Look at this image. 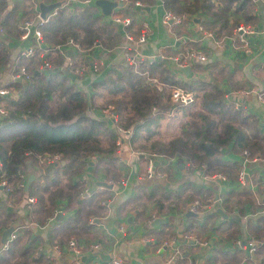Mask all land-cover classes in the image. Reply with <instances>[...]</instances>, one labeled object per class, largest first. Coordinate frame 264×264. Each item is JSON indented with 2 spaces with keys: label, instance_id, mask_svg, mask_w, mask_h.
I'll use <instances>...</instances> for the list:
<instances>
[{
  "label": "crops",
  "instance_id": "1",
  "mask_svg": "<svg viewBox=\"0 0 264 264\" xmlns=\"http://www.w3.org/2000/svg\"><path fill=\"white\" fill-rule=\"evenodd\" d=\"M4 1L6 8L3 11L0 10L1 27L4 19L3 14L12 7L13 3L15 8L18 7L25 11L29 7L27 4L20 3L22 0ZM37 1L30 0L32 14L29 17L25 13L21 14V11L12 16L10 33L16 32L17 34V24L21 21H27L31 29H37L42 23L39 22V19H44L39 17ZM57 1L61 4L67 0H52L48 3ZM252 1L255 3L252 21L257 30L255 34L246 37L247 46L245 47H240L238 43H232L229 39L233 32L231 23L233 21L235 23L238 18L242 19L239 13H233L231 10L228 12L226 27L219 35L214 34L215 37H209L203 34L206 29H201L198 25L201 21H207L200 14L179 24L167 26L161 21L164 10L156 1L140 4L137 10L121 3V5L112 8L111 13L107 16L102 15L98 7H93L91 1L88 8L94 14L102 15L103 22L114 26V29L118 31V42L113 47H108L97 41L86 49L82 48L83 51L77 54L71 51L67 53L66 51L69 49H66L65 56L72 58L78 65H91V60L94 62L96 59L100 63L97 73L78 76L75 77V80L69 79V82L87 96L90 92L89 84L91 82L99 80L107 74L110 75V70L115 65H126L124 62L125 52H129L134 60L141 57L159 60L158 54L170 55L178 50L180 46L176 36H182L187 40L188 46L203 50L206 61L196 62L194 71L190 69L186 75L175 72L176 79L188 83L192 80L191 78L197 75L201 79L212 80L213 83L219 84L224 89L225 99L251 118V124L246 127L248 128L247 132L256 130L262 134L264 132V104L257 100L256 94L264 90V6L260 2ZM73 4L85 5L80 1L71 0L65 6L70 7ZM82 7L84 6H80V8ZM143 7H147L148 11H144ZM233 8L234 6H232ZM113 14L129 16L131 23L126 27L115 24L111 18ZM195 18L198 20L196 21ZM142 20L147 21L149 25V33L145 42L126 49L129 44L126 35L135 37L139 33ZM3 35L0 40L9 49V63L16 65L19 57L18 52L23 47L30 45L31 39L20 40L19 37L9 34L3 33ZM40 43L41 46H52H48L44 42ZM50 52L58 56L61 64L59 62L56 65L53 63V65L60 68L65 60L64 56L55 49ZM163 61L166 67L171 64L169 61ZM9 63L0 67L1 87H7L6 85L10 82L20 83L10 79ZM19 64L24 65L23 63ZM2 104L6 107L7 113L0 117V120H8L10 110L5 102ZM90 105L86 108L85 114L93 119L106 121L113 131L111 121L105 113L106 109L101 107L96 99L90 102ZM124 141L126 142L127 139ZM136 153L129 145L125 146L122 141L121 146L115 148L113 163H108L104 157L95 153L90 154L94 156L91 160H88L90 155L82 158L80 170L72 177L73 183L77 184L75 198L84 200L91 195L92 190V194H96L95 197H98V202L96 207L90 208L91 213L85 216L80 215L81 220L84 221L82 228H75L66 237L67 240L74 238L81 244V254L77 264H101L114 257L120 259L122 264H224L221 251L231 255L237 253L236 264H259L256 250L264 245V237L255 239L252 236L253 226L250 230V224L254 225L255 217L259 215V212L264 211V207H262L264 204L262 191L264 189L259 188L257 184L262 171H264V161H247L244 166L239 165L238 170L243 168L246 174L244 185L237 183V170L232 177L224 176L228 189H222L226 184L218 188L215 182L201 180L200 176L205 173L200 174L201 171L194 173L193 169L185 170L178 164L179 160L176 157L159 159L154 169L156 172H161L163 177L146 179L143 176L145 160L143 156ZM223 153V159H238L237 155L234 156L227 150H224ZM65 162L63 154L59 161L46 165H41L38 161L36 163L26 160L21 171L22 187L11 193L0 188V234L8 228H11V231L8 232L7 237L11 232L15 234V238L7 245V248L10 246L8 251L11 249L14 251L9 264H73L75 254L67 249V240L65 242L55 241L61 236L55 231L58 229V225L65 222L66 218L74 216L77 202L71 200L67 203L66 199L59 197L53 202L52 210V212L56 210L58 213L50 218L52 214L50 210H47L48 212L42 210L40 214L32 212L35 204V188L30 195L26 194L36 179V175L39 177V182H43L40 184L43 186L47 179L61 172ZM29 176H31L30 179ZM101 182L109 184L110 187L101 186L99 184ZM25 183H28L26 189H24ZM155 184H160L166 192L171 190L176 192L179 189L182 191L177 200L170 197L168 200L166 199L167 201H160V207L151 201H144L143 197L139 200H131L130 197L134 195L135 191H139V187L151 190L150 186ZM58 186L65 189L64 176L60 178L58 184L51 186L49 190L52 191ZM83 187L90 190V193L79 197V189ZM192 187L198 190L196 195L192 192ZM215 192L221 195L220 200L211 204L210 210L201 217V221H196L193 215L188 214L186 205L188 201L192 200L193 195H201L203 198L213 197ZM27 197L34 198L32 205L26 203ZM243 201L245 202L243 203ZM139 202L143 205H140ZM201 203L203 202L201 201ZM49 205L48 203L46 207ZM39 219H41L40 222ZM229 220H232L233 223H229ZM227 225L231 226L226 229ZM228 232L231 238H222ZM64 238L65 236L62 234V241ZM52 239L54 240L51 241ZM250 241L262 243L260 246H256L258 248H255L251 255H248ZM93 242H97L101 248L95 253L89 245ZM27 247L29 250L25 253H18ZM82 257H84L83 261Z\"/></svg>",
  "mask_w": 264,
  "mask_h": 264
},
{
  "label": "trees",
  "instance_id": "2",
  "mask_svg": "<svg viewBox=\"0 0 264 264\" xmlns=\"http://www.w3.org/2000/svg\"><path fill=\"white\" fill-rule=\"evenodd\" d=\"M42 1L48 3L52 0ZM91 1L95 7L94 0H89L85 5L73 4L70 7L64 5L56 8V13L37 27L41 33V42L47 43L48 46H61L66 39L71 38L83 49L97 41L113 47L118 42V31L114 26L103 22L102 15H96L88 8ZM134 1L140 4L156 1L164 11L180 17L179 23L200 14L207 21H201L198 25L201 29H206L203 34L209 37L219 35L226 27L230 10L242 17L235 20V23L233 21L231 26L238 22L254 25L252 20L255 3L252 0ZM255 1L264 6V0ZM20 3L29 5L28 10L15 8L13 3L3 14L0 37L3 33L19 37V31L17 34L10 33L12 16L19 13L18 11L28 17L32 14L30 0H22ZM0 4V10L3 11L6 3L0 0ZM38 53L39 50L35 49L34 54L29 57L19 56L16 66L23 63L30 77L23 80L24 82L8 83L6 86L10 93L1 98V102H5L10 110V118L0 120V179H5L10 189L8 193H11L18 188L19 183H22L21 171L26 160L37 163L38 156L53 152L63 154L66 162L61 172L47 179L43 186L40 185L43 182H39L36 175L30 190L26 192L30 195L35 188L32 212L38 214L42 210L52 212L53 202L59 197L66 199L67 203L71 200L77 202L74 216L66 218L64 223L58 225L55 232L61 236L55 240L56 242H65L68 233L75 228H82L84 221L80 215L91 213L90 208L96 207L98 202V197L92 193L84 200L75 198L77 184L73 183L72 177L80 170L82 158L95 153L104 157L108 163H113L116 134L106 121L96 120L85 114L86 108L91 106L90 102L95 99L101 107L110 110L116 116L117 126L130 130L129 137H122L125 146L129 145L137 153L153 155L160 159L180 157L192 164L194 173L195 171L205 174L219 173L229 178L239 168L242 150H246L249 157L264 155V136L256 130L245 131L247 125L251 124V118L225 99L224 89L212 80H204L195 75L190 82H182L176 79V70L171 64L166 67L164 59L143 58L141 61L136 60L134 66L115 65L110 70V75L107 74L89 84L90 92L86 96L69 82V79L76 78L64 68L65 60L63 65H60L61 62L55 53L47 52L41 58ZM50 54L53 55L50 57ZM9 56L8 47L0 40V67L9 63ZM42 58L49 59L54 65L60 62V68L42 76L38 70ZM195 65L196 62L191 65V71H194ZM147 77L157 78L165 87L157 90L148 83ZM169 86L181 87L191 92L194 101L186 105L170 104ZM168 115L170 119L167 121ZM226 149L234 156L237 155L238 159H223V151ZM62 176L65 189L58 186L50 191V187L58 184ZM150 187L151 190L139 187V191H135L130 197L131 200L143 197L144 201H151L160 207V201L168 200L170 197L177 200L182 191L179 189L176 192L172 190L166 192L160 184ZM192 192L196 195L198 190L192 187ZM262 196L264 198V191ZM205 198L199 201L204 202ZM48 203L50 205L46 207ZM139 204L143 205L141 202ZM229 223L233 221L229 220ZM250 225V230L253 226L252 236L255 239H262L264 211L259 212L255 217V224ZM230 226L227 225L225 228ZM62 234L65 236L64 241ZM226 237L231 238L229 232L226 233ZM9 248L10 246L0 250V264L10 263L14 251L13 249L8 251ZM27 250L29 247L18 253H25ZM256 253L259 256V264H264V245L260 246ZM220 254L225 261L224 264L237 263L235 258L237 253L231 255L221 251Z\"/></svg>",
  "mask_w": 264,
  "mask_h": 264
},
{
  "label": "built area",
  "instance_id": "3",
  "mask_svg": "<svg viewBox=\"0 0 264 264\" xmlns=\"http://www.w3.org/2000/svg\"><path fill=\"white\" fill-rule=\"evenodd\" d=\"M35 1V0H33ZM68 1H64L60 4V6H64ZM82 3H87L89 0H77ZM117 3H122L125 6H128L129 8L138 9L140 7V3L138 1L134 0H111ZM214 1V0H213ZM59 6V7H60ZM61 6V7H62ZM56 13V9H53L51 12L45 15L44 19H39V22H44L49 19L50 16L54 15ZM112 22L115 24H119L122 27H126L131 23V18L129 16H120L118 14H113L111 16ZM161 21L164 24H168L167 26H172L174 24H177L180 22V17L174 16L169 12L163 11ZM17 30L19 31V39L20 40H26L31 39V44L23 47L19 52L18 55L21 57H29L34 54L35 49L39 50L38 56L41 58L44 56L45 53L50 52L52 49H55L60 52L62 56H64L65 59V65L64 68L66 71L71 74V76L74 77H81L82 75H89V74H95L98 72V66L100 63L97 61V59L93 62L91 65L89 64H80L78 65L72 58L65 56V50L69 49L71 52L79 53L82 52V47L72 40L71 38L66 39V41L61 46H54L52 48H48L47 46H41V34L40 31L36 28L31 29L28 22H18L17 24ZM257 28L248 23L244 22H238L233 26V32L232 36L229 38L232 43H238L240 47L247 46L246 37L249 35L255 34ZM1 32V30H0ZM149 33V25L147 21H140V30L139 33L135 37H131L129 34L126 35V40L129 42L128 46H126V49H129V47H134L137 45L142 44L145 42L147 35ZM209 34V33H208ZM176 40L180 47H178V50L170 55H163L158 54L159 59H164L165 61H169L171 63V66L173 67L176 72H179V69L184 67L191 68V65L195 62H203L206 60V56L201 48L188 46L187 40L182 36H176ZM19 58V57H18ZM17 58V60H18ZM143 58H139L138 61H141ZM136 60L133 59V57L130 56L129 52L124 53V62L125 64H129L134 66ZM9 67V73H10V79L14 82H24L26 79L30 77L29 72L27 71L26 67L22 64H18L17 66L15 64H8ZM53 65V63L49 62L46 59H41L38 70L41 72L42 76H46V73H50L53 69H56ZM24 80V81H23ZM146 80L150 85H153L157 90H160L161 88L165 87L164 84H162L158 79L155 77H147ZM169 92H168V100L169 103L176 106V105H186L190 104L194 101V96L191 92L185 91L181 87H175V86H169ZM9 88L8 87H1L0 86V117H3L7 113L6 107L3 106L1 102V98H4L7 94H9ZM257 100L264 104V90L260 91L256 94ZM106 116L111 121V126L113 128L114 133L116 134L115 138V145L117 148L121 146L122 143V137H129L130 136V130L129 129H123L120 128L115 124L116 122V116L110 112V110H105ZM264 135V132L262 133ZM136 152V151H135ZM137 155H142L145 160V177H163V174L161 172H156L153 166V161H158L160 158L153 156V155H145L142 153H136ZM248 153L243 151L241 153L240 159L245 158L247 161L252 162H263L264 158L260 159L259 157H250L249 160L247 159ZM93 155H90L88 157V160L93 159ZM62 158V154L59 152H53L49 154H44L42 156L37 157L38 163L41 165H46L48 163H54L59 161ZM179 162L178 164H181V166L185 170H191L192 164L189 162H186L182 160L180 157H176ZM244 160V159H243ZM243 166V165H242ZM1 167V163H0ZM200 174H204L201 173ZM201 180H206L210 182H215L217 184V187L223 186L226 184L222 189H228V185L226 183L225 177L222 174L219 173H212V174H204L200 176ZM246 178V174L243 171V168H240L237 171V183L238 185H244ZM258 187L261 189H264V171H262L260 180L258 181ZM18 188L22 187V183H19ZM0 188H3L5 192H9V187L6 184V181L4 178L0 179ZM217 188V189H218ZM90 190H88L86 187H83L82 189H79L78 196L83 197L86 195H89ZM92 193V190H91ZM90 193V194H91ZM220 194L218 192H215L212 196H208L205 198V201L201 203L199 200H190L187 202L186 208L187 211H189L190 214H193L196 221H201V217L206 214L207 211L210 210L211 204H213L216 200H220ZM34 202L33 197H27L26 203L30 204ZM58 212L54 210L50 216V218H53ZM91 222V221H90ZM15 238V234L11 232L7 239L1 244L0 250H5L7 248L8 242L12 241ZM263 242V240H262ZM262 242H249L250 245L248 249V255H251L256 246L261 245ZM67 249L70 250L73 254H75L74 260L72 261L73 264L78 263V258L81 254V244L74 238H69L67 240ZM90 249L93 251V253L99 251L100 245L97 242L90 243ZM101 264H122V261L118 258H111L106 262H102ZM255 264V263H253Z\"/></svg>",
  "mask_w": 264,
  "mask_h": 264
},
{
  "label": "water",
  "instance_id": "4",
  "mask_svg": "<svg viewBox=\"0 0 264 264\" xmlns=\"http://www.w3.org/2000/svg\"><path fill=\"white\" fill-rule=\"evenodd\" d=\"M37 3H38L37 5H38V11H39V17L40 18H44L46 13L50 12L53 8L59 6V4H60L59 1L45 4V3H43L40 0H38ZM93 5L98 7L101 10V14L102 15L107 16V15H109L111 13L112 8H114L116 5H118V6L121 5V3H117V2H114V1H111V0H94L93 1ZM142 9L144 11H146V12L148 11L147 7H143ZM200 18L202 19V17H200ZM195 20L197 21L198 19L195 18ZM66 52L70 53V50H67ZM189 71H190L189 67H184V68L179 69V72L182 73L183 75L188 74ZM157 163H158V161L154 160L153 161V166H156ZM30 178H31V176H29V179ZM99 184L101 186H103V187H106V188L110 187L109 184L106 185L104 182H101ZM27 185H28V183H25L24 189L27 188ZM188 214H190V213H188ZM190 215H193V214H190ZM10 231H11V228H8V229L4 230L0 234V243L4 242V240L6 239V237L8 235V232H10ZM81 260L83 261L84 257H82Z\"/></svg>",
  "mask_w": 264,
  "mask_h": 264
},
{
  "label": "rangeland",
  "instance_id": "5",
  "mask_svg": "<svg viewBox=\"0 0 264 264\" xmlns=\"http://www.w3.org/2000/svg\"><path fill=\"white\" fill-rule=\"evenodd\" d=\"M251 24V23H250ZM170 119V117H169V115L166 117V120L168 121ZM248 131V128H246V132ZM227 151H228V149H226ZM243 151H245V152H247L246 150H242V152ZM224 152V151H223ZM241 152V153H242ZM248 153V152H247ZM261 156H259V158L260 159H262V158H264V155H262V154H260ZM249 154H248V156H247V159L249 160ZM165 159H168V157H166V158H164V160ZM182 159V158H181ZM244 159V160H243ZM243 159H240L239 160V165H245L246 164V162H247V160H245V158L243 157ZM182 160H184V159H182ZM185 161V160H184ZM187 162V161H186ZM181 165V164H180ZM143 176L145 177V174H143ZM146 179H152L153 177H150V178H147V177H145ZM193 198H192V200H202L203 199V196H201V195H198V196H192ZM222 238H226V234L224 235V236H222Z\"/></svg>",
  "mask_w": 264,
  "mask_h": 264
},
{
  "label": "clouds",
  "instance_id": "6",
  "mask_svg": "<svg viewBox=\"0 0 264 264\" xmlns=\"http://www.w3.org/2000/svg\"><path fill=\"white\" fill-rule=\"evenodd\" d=\"M32 204V203H31Z\"/></svg>",
  "mask_w": 264,
  "mask_h": 264
}]
</instances>
